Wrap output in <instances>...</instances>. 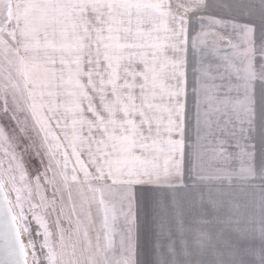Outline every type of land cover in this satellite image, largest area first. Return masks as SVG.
I'll return each instance as SVG.
<instances>
[{"label": "snow or ice", "instance_id": "obj_1", "mask_svg": "<svg viewBox=\"0 0 264 264\" xmlns=\"http://www.w3.org/2000/svg\"><path fill=\"white\" fill-rule=\"evenodd\" d=\"M0 264H264V0H0Z\"/></svg>", "mask_w": 264, "mask_h": 264}]
</instances>
